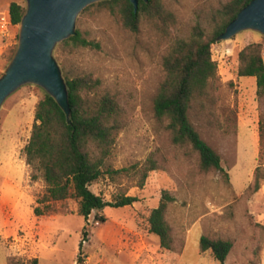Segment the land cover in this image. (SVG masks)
<instances>
[{
    "label": "rangeland",
    "instance_id": "374dc122",
    "mask_svg": "<svg viewBox=\"0 0 264 264\" xmlns=\"http://www.w3.org/2000/svg\"><path fill=\"white\" fill-rule=\"evenodd\" d=\"M227 1L160 0L174 19L162 28L143 15L137 31L125 28L104 7L79 11L75 29L98 46L74 47L61 40L52 56L63 77L98 79L90 95H113L121 106L122 122L106 163L112 170L124 169L102 175L89 187L107 201L123 194L137 200L94 210L86 220L76 213L74 198L54 202L44 214L34 213L45 184L41 177L30 178L23 147L30 136L35 105L45 89L23 83L0 106V175L7 173L6 155L12 153L23 171L12 167L10 173L19 182L23 177L24 192L16 209L20 220L11 221L6 232L1 213L7 212L8 204L0 202V264H34V259L36 264H76L77 258L78 264L115 262L123 254L119 240L127 237L140 244L138 264H219L209 250H199V235L232 241L225 264H264V134L259 133L264 96L257 94L254 76L237 75L240 50L256 42L261 54L264 34L243 29L211 45L217 69L210 95L203 104H193L189 112L201 138L219 154L226 175L215 169L202 171L197 152L173 144L167 121L158 119L152 109L163 78L161 58L170 41L188 35L195 24L209 31L214 13ZM18 2L26 8V0ZM18 35L19 24L1 55L0 75L17 47ZM151 162L155 168L139 186L142 169ZM255 174L256 190L252 186ZM162 190L174 197L165 213L173 238L170 250L160 247L158 237L148 230L149 213L158 205ZM83 227L86 236L79 250ZM97 231L109 232L110 239L98 245Z\"/></svg>",
    "mask_w": 264,
    "mask_h": 264
},
{
    "label": "trees",
    "instance_id": "16d2710c",
    "mask_svg": "<svg viewBox=\"0 0 264 264\" xmlns=\"http://www.w3.org/2000/svg\"><path fill=\"white\" fill-rule=\"evenodd\" d=\"M249 1L228 0L214 13L213 26L209 31L195 24L188 35L173 38L161 58L163 78L153 97V113L158 119L167 121L166 128L173 144L186 145L197 152L202 171L215 169L224 172V169L219 154L201 138L189 112L193 104H203V100L210 95L217 69L212 59L211 45ZM137 5V11L134 12L129 0H100L84 9L104 7L131 31L138 30L143 15L162 28H166L167 23L174 19L160 0H138ZM8 11L11 23L18 25L25 7L11 1ZM62 42L71 43L74 47L98 46L97 42L83 36L79 29H75V34ZM260 51L261 45L256 42L240 50L237 75L254 76L257 94L264 96V68ZM64 79L68 94V119L56 100L44 91L35 105L34 122L23 153L31 168L30 178L35 180L41 177L45 184L44 193L36 199L38 205L34 206V213L44 214L52 210L54 202L74 198L76 213L86 220L94 210L105 206L130 205L137 197L123 194L107 201L90 189V184L102 175L124 169L112 170L106 163L115 135L122 126L121 106L108 92L98 97L90 95L99 85L98 79L88 75L65 76ZM259 133L264 134V114L259 121ZM154 168L151 162L142 169L139 186L143 185L148 171ZM252 186L254 190L259 187L256 174ZM173 200L174 197L167 190H162L158 205L151 209L147 219L149 232L155 234L160 247L167 250L172 249L173 238L165 213L168 203ZM100 220L104 218L100 217ZM85 234L83 227L79 250ZM232 245L229 239L199 236V250H209L219 264H225ZM79 261L77 258L76 264L81 263Z\"/></svg>",
    "mask_w": 264,
    "mask_h": 264
},
{
    "label": "water",
    "instance_id": "95a60500",
    "mask_svg": "<svg viewBox=\"0 0 264 264\" xmlns=\"http://www.w3.org/2000/svg\"><path fill=\"white\" fill-rule=\"evenodd\" d=\"M97 1L100 0H26L17 47L0 75V106L18 86L33 82L56 100L68 119L66 83L52 50L58 41L75 34V18L79 11ZM129 1L136 12L138 0ZM243 29L264 34V0H250L226 25L217 40L228 39Z\"/></svg>",
    "mask_w": 264,
    "mask_h": 264
},
{
    "label": "crops",
    "instance_id": "0c3cea01",
    "mask_svg": "<svg viewBox=\"0 0 264 264\" xmlns=\"http://www.w3.org/2000/svg\"><path fill=\"white\" fill-rule=\"evenodd\" d=\"M18 0H0V16L6 15L9 16L8 5L9 2ZM19 3V2H18ZM18 32V25L10 24L7 26V29L3 31L0 29V59L2 53L6 50V48L10 45L13 36ZM7 156V173L1 176L0 182V202L8 204L7 212L1 213L3 216V230L6 232V227L11 223V221H15L16 219L20 220L21 212L16 210L18 208V204L20 200L24 197V192L22 190V180L21 182L17 181L14 176H11L10 170L12 167L19 168L23 171L22 166L14 159V155L9 153ZM14 162V164H13ZM23 174V173H22ZM12 218V220H11ZM115 233L116 236V232ZM109 232L97 231L96 235V243L102 244L110 239ZM201 236V235H199ZM198 236V238H199ZM122 246L120 251L123 252L122 256H118L115 262H85L84 264H138L135 262V259L139 253V242L138 240H134L133 238H125V240H119Z\"/></svg>",
    "mask_w": 264,
    "mask_h": 264
},
{
    "label": "built area",
    "instance_id": "2783aa9c",
    "mask_svg": "<svg viewBox=\"0 0 264 264\" xmlns=\"http://www.w3.org/2000/svg\"><path fill=\"white\" fill-rule=\"evenodd\" d=\"M10 23V18L7 17L6 15L0 16V29L5 31L7 29V25ZM261 63L264 68V50L261 52Z\"/></svg>",
    "mask_w": 264,
    "mask_h": 264
}]
</instances>
